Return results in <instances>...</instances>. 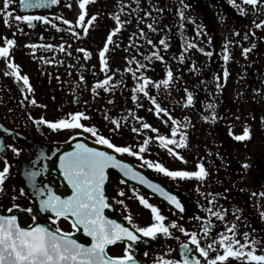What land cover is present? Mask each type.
<instances>
[{"label":"flooded vegetation","instance_id":"1","mask_svg":"<svg viewBox=\"0 0 264 264\" xmlns=\"http://www.w3.org/2000/svg\"><path fill=\"white\" fill-rule=\"evenodd\" d=\"M234 2L244 10L243 13L230 0H183V5L181 0H90L83 10L86 11L84 27L88 28L87 35H84L78 22L82 11L79 0H59L55 5L27 10L20 6L19 0H12L9 11L13 17L39 15L52 21L51 24L34 21V27L13 18H9L10 23L6 25L4 0H0V47H7L5 38L16 41L10 49L9 58H0V143L4 145V150L0 152V171L5 167V160L9 166L4 191L0 192V214L16 215L23 227L33 225V215L36 224L50 229L57 227L52 222L54 214L41 212L39 199L34 194L33 199L25 194L21 168L30 161L31 154L24 147V138L37 147L33 151L38 156L33 165V171L39 172L36 183L52 188L62 198L70 196L72 190L59 168V157L65 152L74 151L76 146L70 151L53 149L61 148L74 139L84 138L96 143V137L82 129L57 132L46 125H37L36 120L43 117L56 121L76 112H82L87 117V110L93 107L97 108L100 116L103 107H107V104L103 106V102L111 97L109 90L95 88L98 82L111 77L109 88H129L127 85L131 82L130 72L133 70L164 72L162 80L168 79L167 72L171 70L172 80L168 86L162 83L161 86L175 87V97L153 96L152 99L161 98L165 108L171 110L168 117L179 121L175 126V138L179 140L180 133H185L187 147L176 148V153L187 162L160 146L157 137L164 135V129H157L156 132L151 128L145 130L150 142L141 155L173 171L184 170L183 165L196 171L197 165L203 164L208 176L202 181L194 178L172 179L143 165V160L138 157L110 149L118 154L117 159L130 164L136 172L164 183L179 196L184 209L183 212L178 209L177 213L169 210L130 182L136 180L125 177L118 169L109 168L105 190L116 207L114 220L129 228L128 215L139 227L153 223L151 211L144 208L133 195L135 189L160 209L166 217V224L175 221L187 232H196L201 246L206 247L218 239V234L226 231L225 224L230 226L236 223V238L243 243V233H249L250 241L255 239L260 242L257 245V254H260L264 250V217L261 215L264 213V195H261L264 193V25L257 28L256 24L264 22V0H258L255 7L244 4L243 0ZM181 9L185 13L183 20L179 17ZM93 15L96 20L89 25L87 22ZM115 16H119L120 25ZM64 20L71 23L65 24ZM117 27L120 31L113 36L114 44L109 45V51L105 54L108 67L102 70L99 52L107 36ZM198 31L200 35H197ZM162 39L168 43L167 49L160 44ZM189 43L196 47H187ZM29 45L37 47L31 48ZM246 48L250 51L245 55L243 49ZM79 49L91 53L90 58L85 59ZM207 52L212 55L207 56ZM153 53H158L163 60L156 59ZM225 54L229 56L227 61L223 59ZM180 56L184 57L183 61ZM193 60L195 62L190 63ZM9 63L16 64L20 74L29 77L32 92H28L23 82H18L15 76L5 74L12 71L8 68ZM91 63L92 67H88ZM92 69L99 71V75L87 74ZM225 71L228 72L227 78L224 77ZM89 85H92V89L87 97ZM189 92L193 96L192 105H187ZM111 99L115 104L119 102L115 91ZM209 104L214 105V109L208 108ZM213 112L215 119L211 118ZM106 115L104 111L103 117ZM205 117L209 119L205 120ZM84 120L81 122L88 126ZM245 126L250 129V138L236 140L235 135H241ZM95 128L98 135H103L117 146H130L133 151L139 152L143 145L135 143L136 133L133 130ZM122 134L129 136L127 143H119L118 136ZM13 147L19 150V155L12 151ZM153 147L163 150L165 159L150 158ZM91 148L103 151L94 145ZM41 154L44 158H41ZM244 164L249 167H242ZM121 191L124 192L123 196L119 195ZM121 200L123 204L119 203ZM13 205L19 207L9 213L7 210ZM27 208H33V213L25 211ZM209 208L222 212L224 220L211 215L207 211ZM209 220L213 227L205 235L203 227ZM58 226L65 232L74 233L73 238L78 242L90 245L91 238L84 235L82 230L76 232L70 219L61 218ZM170 231L171 237L162 234H158L156 239L142 236L132 245L130 252L138 264H156L161 257L182 261L181 243H189L194 249L190 258H198L205 264L189 237L178 228H171ZM129 243L110 245L108 253L123 256ZM216 254L209 250L210 257ZM227 264L241 262L230 258Z\"/></svg>","mask_w":264,"mask_h":264},{"label":"snow or ice","instance_id":"2","mask_svg":"<svg viewBox=\"0 0 264 264\" xmlns=\"http://www.w3.org/2000/svg\"><path fill=\"white\" fill-rule=\"evenodd\" d=\"M12 0H4V23L8 25L10 23L9 18H13L15 21L27 22L29 27H34V21H41L45 24H51L47 17L39 15H15L9 11ZM90 0H79V8L82 10L78 22L83 28L84 35H87L88 28L84 27L86 11L85 6L89 4ZM242 13L243 9L239 5H236L234 0H230ZM20 6L24 9H35L44 8L48 5H55L59 3V0H19ZM244 4L256 6L258 0H243ZM183 5V0H181ZM71 7V5H67ZM186 7V5H184ZM179 17L181 20L184 19L185 13L181 9L179 11ZM117 24L120 25L119 16H115ZM96 20V16L93 15L88 24L90 25ZM63 23L70 24L68 20H64ZM264 25L256 24L257 28ZM55 27V25H53ZM151 28L152 26L149 25ZM22 31V30H21ZM69 31H72L69 28ZM120 31L117 27L113 29L112 33L107 36L106 43L103 49L99 52L100 64L103 69H107L108 63L105 54L109 51V45L114 44L113 36ZM143 34V33H141ZM201 33L198 31L197 35ZM73 35H78L73 33ZM247 38V36H245ZM5 43L7 47H0V58L7 60L10 55V49L15 45L16 41L14 39L5 38ZM149 44L152 43L151 40L148 41ZM160 44L164 46L165 49L169 47L165 40H160ZM31 48L37 47L36 45H29ZM43 47H52L51 45H43ZM189 48L196 47L195 44L189 43L187 45ZM63 51V46H61ZM203 51V49H200ZM79 51L84 53L85 59L90 58L91 53L84 49H79ZM250 49H243L246 55ZM70 54V53H69ZM207 56H211V52L205 53ZM153 56L158 60H163V57L158 53H153ZM146 59H149L146 57ZM184 57L180 56V60L183 61ZM223 59L227 61L229 56L225 54ZM131 62V61H130ZM144 67V65H140ZM8 68L12 71L10 74L15 76L18 82L22 81L23 85L26 87L28 92H32V86L29 83V77L26 75H21L19 72V67L14 63H9ZM131 69H129L130 71ZM135 77V73H133ZM228 72H224V77L227 78ZM168 79L160 81V83L168 86L173 78V73L171 70L167 72ZM83 79V77H81ZM111 77H107L101 82L95 85L96 89L104 88L105 91L109 89V81ZM144 80L143 84H140L137 88L133 89L134 92H144L148 95L145 90V86L149 83L147 77H142ZM219 79V77H217ZM159 87V84L156 85ZM95 90V89H94ZM133 99H136L133 96ZM33 104H36L35 100H32ZM155 103V100H153ZM193 96L192 93L187 94V105H192ZM214 105L209 104L208 108L214 109ZM161 112H167L165 109L161 108L159 104L156 105V113L159 115ZM215 119V113L211 117ZM82 119H88L82 112L68 113L66 117L60 118L56 121H49L43 117L35 121L37 125H46L52 131L61 130H83L84 132L90 133L92 136L96 137V143L106 145L109 149H114L116 153L128 154L130 156L138 157L143 160V165H146L150 169H154L158 173H163L164 175L176 179H196L204 180L208 176V172L203 164H198L196 171H186V170H169L161 163H154L151 160L144 159L141 155L147 148L149 141L145 140L143 145L140 147L139 152L133 151L130 146H117L112 143L109 139L105 138L103 135H98L97 129L94 126H86L81 121ZM171 120L172 127L171 136L168 138L166 136H158L160 146L166 148L170 154L177 156L183 162L182 156L175 153L173 148L169 145H175L176 148L187 147V137L185 133H180V139L177 140V127L179 121L173 119L171 116L168 117ZM205 120L209 117H205ZM167 122V121H165ZM115 123V121H114ZM144 129H148L151 126L147 123L142 124ZM133 131H139V129L133 128ZM153 132L157 129L152 128ZM250 129L245 126L243 133L241 135H235V139L238 141H243L250 138ZM11 147V146H9ZM4 150V145L0 143V152ZM12 151L19 155V150L12 148ZM41 158L43 154H41ZM242 167L248 168L249 165L244 164ZM59 168L63 175L64 180L67 181V185L71 187L72 194L67 198H62L57 195L52 188H45L36 183V177L39 175L37 171H26V176L31 183L33 194L39 199V209L41 212H50L54 214L53 224H56L55 229H50L47 226L36 224V217L33 215V225L28 227L21 226L18 222L16 215H3L0 214V264H138V262L131 255L130 249L132 245L140 241L143 237H150L156 239L158 234H162L164 237H171V228H178L180 232L184 233L185 236L190 238V243L195 246V251L199 252L200 256L204 258L205 264H227L230 258L240 261L241 264H264V250H261L260 254H257V245L259 241L252 239L249 240V233H243V243L241 240L237 239L236 229L238 225L236 223H231L229 226L225 224L226 231L220 232L218 234V239L209 243L206 247L201 246L200 240L196 232H187L183 226L178 225L173 221L170 225L165 223L166 217L161 214L158 207L149 203V201L133 189V195L138 199L139 203L146 209L151 211V216L153 223L146 227H139L133 223V218L131 215L126 217L128 224L131 228L125 227L123 224L118 223L116 220L109 219L105 215V209L109 205L108 198L105 195V183L108 180L107 170L109 168L118 169L125 177H129L132 180L138 181L142 185H146L153 192L159 193L163 196L170 204H174L177 209L181 212L184 211L182 204L175 195L170 194L165 191L159 184H155L148 180L145 176L136 172L133 167L124 163L123 161L116 158V156L109 154L106 151H100L96 148L88 147L84 143L76 144L75 150L71 152H65L59 157ZM9 172V166L5 160V167L0 171V192H3V184L6 175ZM23 191V190H22ZM120 196L124 195V192H119ZM261 195H264L262 193ZM119 203L123 204L121 200ZM211 203V201H210ZM18 205H13L7 211L12 213L13 208H18ZM29 214L33 213V208L25 209ZM207 211L216 216L220 220H224V215L222 212L213 211L211 208ZM264 217V213H261ZM63 218L65 220L71 219L72 228L76 232L83 231L84 235L91 238L90 245L78 242L77 239L73 238L74 233L65 232L59 228L58 222ZM238 219V217H237ZM213 225L211 221H206L203 227L205 235H207ZM139 234V235H138ZM178 239V238H177ZM117 242H131L128 247L125 248L123 256H113L108 253V248L110 245H114ZM213 245H218V248H214ZM181 260H168L158 258L156 264H202L201 260L195 257L190 258V254L194 251L193 248L189 246V243H181ZM209 250L217 252L214 257H210ZM222 250V254H221Z\"/></svg>","mask_w":264,"mask_h":264},{"label":"rangeland","instance_id":"3","mask_svg":"<svg viewBox=\"0 0 264 264\" xmlns=\"http://www.w3.org/2000/svg\"><path fill=\"white\" fill-rule=\"evenodd\" d=\"M88 67H92V63L90 66ZM88 73H93L94 75H99V71L96 72V69H92V70H89L87 71V74ZM132 73V74H131ZM133 73H134V70L133 72H130L131 74V77L133 76ZM139 73L137 72V75ZM152 87V85H151ZM92 89V85H89L88 87V93H87V97H89V91H91ZM120 91V90H119ZM119 93V99H121V96H124V95H128V88H123V90L121 92H118ZM121 93H124V95H120ZM131 94L133 96V89L131 91ZM130 94V95H131ZM174 98V97H172ZM107 100L103 102V106L107 104ZM122 102H125L123 104H121ZM98 104V101L95 105ZM120 105L121 106H124V108H122V111L119 109V111H116L118 112L117 113V119L115 120V123H118V116H121L123 119H122V123L124 124V127L123 129H129V130H133L134 126H136L135 128L136 129H139V131H137V133L135 134V143L136 144H143L145 140H148L147 139V135L145 134V132L142 130V124L144 123H147L149 124L152 128H159L160 130H163L165 129V127L163 125L165 124H162V119L159 118L157 119L156 117L152 116L151 117V114L150 112L148 111V107H146V109H136L135 108V99H134V102L132 101V98L131 96L127 99L126 97L124 98V100L122 99V101L120 102ZM111 107H113L112 105H110ZM109 105L107 107H103L102 109V112L100 113V116H99V113H98V110L96 107H93L91 109H88L87 110V117L88 119H85L84 121L88 124V126H94V127H100V128H103V129H108V128H116V129H120L121 127L120 126H117L114 121H108L106 119H103V112L110 110L111 107ZM130 106H133L134 107V112L136 115V117L133 118V116H131V120L127 119L130 115V113L133 111V108L130 107ZM126 111V113H125ZM172 111H175V110H172ZM160 114H165V112H161ZM168 114V112H167ZM169 115V114H168ZM168 115H164L162 118L165 119V117H168ZM111 117H114V114L111 115ZM126 118V119H125ZM121 122V121H120ZM111 123L113 125H111ZM168 128H167V132H164V135L163 136H166L168 138H172L171 136V128L169 127H174V125L172 124H167L166 125ZM148 128V129H150ZM120 141L119 143H127V140L129 138V136L127 134H122L121 136H118ZM150 142V141H149ZM174 150V152L176 153V147L175 145H172L171 146ZM162 153H163V150H157L153 147L152 151H151V157L150 158H153V159H165V157L162 156ZM173 163V162H171ZM183 169L186 170V171H192L191 167H187V166H184L183 165Z\"/></svg>","mask_w":264,"mask_h":264},{"label":"water","instance_id":"4","mask_svg":"<svg viewBox=\"0 0 264 264\" xmlns=\"http://www.w3.org/2000/svg\"><path fill=\"white\" fill-rule=\"evenodd\" d=\"M78 139L76 140H73L71 142H69L68 144H66L65 146H62L61 148H54L53 151L55 150H59V149H62V150H67L69 149L70 147H75L73 146V144L77 141ZM23 144H24V147L31 153V160L30 162L26 163L25 164V169H28V171H32V166H33V163L34 161L38 158V156H36V151H35V154H33V151L35 149H37V147L35 146V144L27 139V138H24L23 139ZM87 144H92L90 142H87ZM93 145H97V144H93ZM91 146V145H90ZM99 146V145H98ZM25 180H24V185H25V193L28 197L32 198L33 199V190H32V187H31V183L30 181L28 180L27 176L24 177ZM146 189L148 190V192L154 196L155 198H157L161 203H163L165 206H167L168 208H170L171 210H174L176 207L175 205L173 204H170L168 201H166V199L161 196L159 193H155L153 192L150 188L146 187ZM105 215L107 217H111V215L109 214V212H105Z\"/></svg>","mask_w":264,"mask_h":264},{"label":"trees","instance_id":"5","mask_svg":"<svg viewBox=\"0 0 264 264\" xmlns=\"http://www.w3.org/2000/svg\"><path fill=\"white\" fill-rule=\"evenodd\" d=\"M191 58H193V57H191ZM193 62H195L194 60L192 61V62H190V63H193ZM137 93L139 94V95H142V93L143 92H139V91H137ZM140 103H143L140 99L138 100Z\"/></svg>","mask_w":264,"mask_h":264}]
</instances>
